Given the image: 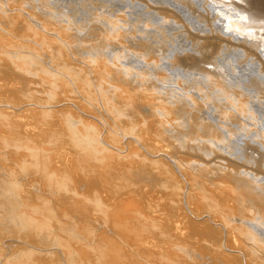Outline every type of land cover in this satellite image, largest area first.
<instances>
[{"label": "rangeland", "instance_id": "rangeland-1", "mask_svg": "<svg viewBox=\"0 0 264 264\" xmlns=\"http://www.w3.org/2000/svg\"><path fill=\"white\" fill-rule=\"evenodd\" d=\"M30 1L0 0V264H264V235L247 232L264 227V138L238 107L247 99L254 118L264 85H253L245 55L226 59L233 77L215 71L230 45L206 40L215 16L183 2L200 30L156 10L166 30L148 14L138 20L132 2L117 12L114 0ZM131 1L140 12L156 5ZM127 56L146 74L127 69ZM220 84L231 90L225 99L214 94Z\"/></svg>", "mask_w": 264, "mask_h": 264}, {"label": "bare ground", "instance_id": "bare-ground-1", "mask_svg": "<svg viewBox=\"0 0 264 264\" xmlns=\"http://www.w3.org/2000/svg\"><path fill=\"white\" fill-rule=\"evenodd\" d=\"M32 1V0H31ZM30 1V2H31ZM37 1V0H36ZM41 1V0H40ZM51 1V0H50ZM76 1V2H75ZM148 1H150V0H148ZM181 1V3H179ZM115 2V3H114ZM114 2H112V4L113 5H115V6H117L115 9L113 8V10H118L120 7L122 8H124L128 3H130L131 4V2L134 4V7H135V9L136 10H138V12H139V17H137L138 18V20H139V18H141L142 16H144V15H150V16H153V17H151V21L153 22H155V23H157V26H161V25H163V26H165V28L164 29H166V30H168L169 29V27H170V21H169V23H167L166 22V20H165V18H164V16L162 17V16H159L158 14H157V11H158V13H161V14H165V15H167V16H174L175 17V20H176V18L179 20V18L181 19H183V21H184V19H186L188 22H194V24H192V27H194V28H196V29H200V30H202V27H201V25L203 24H201V23H199V22H197V20H196V18H194L192 15H190L188 12L189 11H187L186 9H185V7L186 6H184L183 5V2L185 3V5H187V6H189V9H191V10H193V12H195V14L196 13H198V16H200V17H202V18H207L208 19V21H210V17L212 16V15H214L215 16V18H216V24L215 25H213V24H211V23H209V31H211L212 32V34H210V36H206L205 38H206V40H208L211 44H213V45H216V47H217V49L216 50H218V45L219 44H222V43H229L230 45L232 44V42H233V44L230 46V45H228V46H225V47H227L229 50L228 51H223V49L220 51V53H222V56L220 57V59L218 60V59H216V60H218L219 61V63L217 64V62H216V64L217 65H215V63H213L214 65H215V71L216 70H219V71H221L224 75H225V77H233L232 76V71H234L235 70V68H236V64L235 63H231L232 61H230V60H228V62L227 63H225V61H226V59L228 58V57H237V55L239 56V55H245V59H249L250 61H252V63H251V65L250 66H254L255 65V68L253 67V74L257 77H255V76H253V82H254V84L253 85H256L257 87H258V85H260V84H263L264 85V0H154V2H156V5H150V6H152V9L153 10H151V11H144V12H140L141 10H140V7L143 5L142 3L141 4H139L140 2H133V1H131V0H120V1H117V0H114ZM143 2V1H142ZM157 2L159 3V4H161L162 3V5H157ZM63 3V2H62ZM242 3H244V4H242ZM65 4H66V6H70V8H71V6H72V4L73 5H75V4H79V1L78 0H65ZM201 4H204V6L203 7H201ZM166 5H168V6H166ZM195 5H197V6H195ZM60 6V5H59ZM63 6V5H62ZM65 6V5H64ZM76 6V5H75ZM114 6V7H115ZM170 6V7H169ZM174 7V8H172V7ZM106 7V6H105ZM236 7H239L240 9H237ZM247 7H249V8H247ZM70 8H68V9H70ZM188 8V7H187ZM151 9V8H150ZM67 10V9H66ZM97 10V9H96ZM116 10V11H117ZM122 10V9H121ZM127 10H129V9H127ZM156 12H155V11ZM69 11H71V10H69ZM110 11H112V10H110ZM112 12H115V11H112ZM117 12H119V11H117ZM79 13V12H78ZM78 13H76V14H78ZM80 13H82V14H86V12H84L82 9H81V11H80ZM133 14V13H132ZM84 15H82V18H83V16ZM76 17V19H77V21L76 22H78V18H79V16L78 15H75ZM77 16H78V18H77ZM85 16H87V15H85ZM53 17H55L54 15H53ZM49 18H51V17H49ZM61 18V17H60ZM59 18V19H60ZM73 18V17H72ZM157 18V19H156ZM201 18V19H202ZM54 19V18H53ZM58 19V20H59ZM134 19V18H133ZM161 19V20H160ZM201 19H199V20H201ZM57 20V19H56ZM61 20V19H60ZM64 20V19H63ZM87 20V19H86ZM115 20V19H114ZM113 20V21H114ZM148 20V19H147ZM203 20V19H202ZM201 20V21H202ZM107 21V20H106ZM116 21V20H115ZM134 21V20H133ZM177 21V20H176ZM59 22V21H58ZM68 22V21H67ZM80 22V21H79ZM78 22V23H79ZM82 23L83 22H85V21H81ZM153 22V23H154ZM179 22V21H178ZM70 23V22H69ZM138 23H140L139 21H138ZM180 23H182V22H180ZM81 24V23H80ZM84 24V23H83ZM86 24V23H85ZM118 24H120V23H118ZM129 24H130V22H129ZM133 24V23H132ZM136 24H137V21H136ZM190 24V23H189ZM79 25V24H78ZM111 25V24H110ZM113 25V24H112ZM111 25V26H112ZM182 25H184L183 23H182ZM71 26V25H70ZM156 26V27H157ZM117 27V26H116ZM206 27V26H205ZM106 28V27H105ZM158 28V27H157ZM174 28V27H173ZM190 29H192V28H190ZM158 30V29H157ZM161 30H163L162 29V27H161ZM164 31V30H163ZM192 31H194V30H192ZM92 32H94L93 30H92ZM132 32V31H131ZM158 32V31H157ZM162 32V31H161ZM165 32H167V31H165ZM169 32V31H168ZM203 32V31H202ZM201 32V33H202ZM127 33V32H126ZM200 33V34H201ZM96 35V34H95ZM191 35V34H190ZM122 36H124V35H122ZM164 36H165V33H164ZM167 36V35H166ZM200 36V35H199ZM97 37H98V35H97ZM195 37V36H194ZM96 38V37H95ZM130 38V37H129ZM164 38V37H163ZM150 39V38H149ZM165 40H166V38H164ZM164 39H163V41H164ZM94 40V39H93ZM99 40V39H98ZM148 40V39H147ZM157 41H159V43L161 44V45H164V44H166L165 42H163V41H161L160 42V40H159V38L158 39H156ZM96 41V40H95ZM100 41V40H99ZM104 41L105 40H103V43H104ZM171 41V40H170ZM78 42V41H77ZM101 44H102V38H101ZM100 42L99 43H97L98 45L97 46H99V44H100ZM152 42V41H151ZM154 42L157 44L158 42H156L155 40H154ZM154 42H153V44H154ZM164 43V44H163ZM100 44V48L102 47V45ZM106 44V43H105ZM148 44V43H147ZM171 44V43H170ZM107 46H108V48L109 49H111L112 47H114L113 45L110 47L108 44H106ZM105 45V46H106ZM111 45V44H110ZM161 45H159V47L161 46ZM104 45H103V47H105ZM106 46V47H107ZM144 46V45H143ZM155 46V45H154ZM167 46H170V45H167ZM102 47V48H103ZM106 47H105V49H106ZM117 47V46H116ZM115 47V48H116ZM157 47H158V44H157ZM166 47V46H165ZM164 47V48H165ZM225 47H223V48H225ZM161 48H163V47H161ZM160 48V49H161ZM104 49V48H103ZM156 49V48H155ZM159 50V49H158ZM154 52H155V50H153ZM160 51V50H159ZM143 52V51H142ZM123 53V52H122ZM164 53H166V52H164ZM168 53V52H167ZM218 53V52H217ZM147 54V53H146ZM216 55H220V54H216ZM124 56H125V54H124ZM142 56V55H141ZM223 56H224V60H222L223 59ZM178 57V56H177ZM176 57V58H177ZM180 57V56H179ZM178 57V58H179ZM216 57V56H215ZM241 58V57H240ZM233 59V58H232ZM235 59V58H234ZM158 60V59H157ZM215 60V61H216ZM123 63H124V65L126 66V68L127 69H129L130 70V68H131V70L134 68H136L135 70H137V69H139L140 68V64H138L137 62H135L132 58H130V57H125L124 59H123ZM224 61V62H223ZM213 62H214V60H213ZM234 62V61H233ZM130 64L129 66H127L128 64ZM153 63V62H152ZM154 63H155V61H154ZM231 63V64H230ZM157 64V63H156ZM245 64H247V63H245ZM249 64V63H248ZM139 67V68H138ZM142 68H143V66H141ZM157 67H160V64L159 65H157ZM216 68H219V69H216ZM145 69V68H144ZM139 70H141V69H139ZM144 70H141L140 72L142 73ZM156 71V70H155ZM204 71V70H203ZM214 71V72H215ZM180 72H182V71H180ZM179 72V73H180ZM191 72V70L189 71V73ZM205 72V71H204ZM207 72V71H206ZM205 72V73H206ZM132 73V72H131ZM208 73H209V71H208ZM210 73H211V71H210ZM207 74V75H205V77H203V81H201L200 83L201 84H203L202 82H205L206 80H208L209 78V76L208 75H210L211 76V74ZM219 73V72H218ZM222 73H220V74H222ZM116 74V73H115ZM134 73H132V75H133ZM146 73H145V71H144V75H145ZM157 74V73H156ZM182 75L181 76H187V77H189V75L190 74H183V73H181ZM204 74V73H203ZM128 75H130L129 76V78H131L132 76H131V74H128ZM143 75V74H142ZM159 75V74H158ZM162 75H164V74H162ZM162 75H159V77L161 76L162 77ZM197 75H199V74H197ZM201 75V74H200ZM213 75V74H212ZM126 76V75H125ZM121 76L122 78H127L128 76ZM134 76H135V74H134ZM191 76V75H190ZM138 77V76H137ZM137 77H135V78H137ZM151 77V76H150ZM156 77H157V75H156ZM156 77H155V79H156ZM202 77H201V80H202ZM218 77H219V80H221L220 79V75H218ZM223 76H221V78H222ZM143 78V77H142ZM149 78V77H148ZM183 78V77H182ZM190 78H192V77H190ZM211 78V77H210ZM212 78H214V77H212ZM224 78V77H223ZM123 79V80H124ZM132 79H134V78H131V79H129L130 80V83H131V80ZM143 79H145V78H143ZM142 79V80H143ZM147 79V78H146ZM145 79V80H146ZM193 79V78H192ZM197 78H195V80H196ZM225 79V78H224ZM126 80V79H125ZM144 80V81H145ZM149 80V79H148ZM179 80H183V82H185V77L183 78V79H179ZM194 80V79H193ZM194 80V81H195ZM210 80V79H209ZM209 80H208V82H209ZM212 80V79H211ZM215 80H217V78L215 77ZM223 80V79H222ZM226 80V79H225ZM147 81V80H146ZM153 81H154V79H153ZM198 81V80H197ZM224 81V80H223ZM213 82H214V79H213ZM226 82V81H225ZM228 82V84L230 85V88L233 86V84L232 83H230L229 81H227ZM226 82V83H227ZM236 82V79L234 80V83ZM239 82V81H238ZM134 83V82H133ZM147 83V82H146ZM145 83V84H146ZM149 83V82H148ZM151 83L153 84L154 82H152L151 81ZM210 83V82H209ZM208 83V84H209ZM216 83V82H215ZM214 83V84H215ZM220 82H218L217 84H219ZM136 84V83H135ZM154 84H156V82L154 83ZM158 84V83H157ZM157 84H156V86H157ZM182 84V83H181ZM199 84V83H198ZM205 84V83H204ZM213 84V85H214ZM222 84H224V82L222 83ZM225 85H227V84H225ZM146 86V85H145ZM152 86V85H151ZM155 86V89L157 88ZM196 86H198L197 85V83H196ZM201 86H203V85H201ZM200 86V87H201ZM206 86H207V84H206ZM210 86H212V84H210L208 87H210ZM216 86V85H215ZM243 86V85H242ZM149 87H150V84H149ZM153 87H154V85H153ZM199 87V86H198ZM197 87V88H198ZM199 87V88H200ZM207 87V88H208ZM224 87V86H223ZM223 87H221V84H220V88H217V89H215V91L216 92H214V94H216L217 93V96H219L220 95V97L221 96H223L224 97V99H225V96H227V94L228 93H225V92H227L230 88H229V86L227 87V88H229V89H227V91H225L226 89H224ZM226 87V86H225ZM260 88L262 87V88H264L262 85L261 86H259ZM160 88V87H159ZM164 87H162V89H163ZM196 88V89H197ZM203 88V87H202ZM202 88H200L201 90H202ZM212 88L214 89V86H212ZM212 88H210V90H212ZM242 88V87H241ZM246 88V87H245ZM161 89V88H160ZM165 89V88H164ZM168 90H170L169 88H167ZM156 90H158L159 91V89L157 88ZM156 90L154 91V92H156ZM198 90V89H197ZM200 90V91H201ZM209 90V89H208ZM218 90V91H217ZM231 90H233V87H232V89ZM231 90H229V92L231 91ZM157 91V92H158ZM164 91H166V90H164ZM171 91V90H170ZM199 91V90H198ZM204 91H206V90H204ZM167 92H169V91H167ZM172 92H173V90H172ZM203 91H201V93H202ZM206 92H208V91H206ZM206 92H204V94L203 95H205V93ZM262 92H263V89H262ZM261 92V93H262ZM178 94H179V91L177 92ZM209 93V92H208ZM264 93V92H263ZM176 94V93H175ZM201 94V95H202ZM209 94H211V93H209ZM219 94V95H218ZM160 95V94H159ZM158 95V96H159ZM198 95V94H197ZM206 95H208V94H206ZM229 95V94H228ZM263 95V94H262ZM157 96V95H156ZM161 96H163V95H161ZM215 96V95H214ZM230 96V95H229ZM184 97V96H183ZM207 97V96H206ZM209 97V96H208ZM223 97H222V99H223ZM228 97V96H227ZM232 97V96H231ZM246 97V96H245ZM264 97V96H263ZM156 98V97H155ZM185 98V97H184ZM187 98V97H186ZM185 98V99H186ZM219 97H217L216 99H218ZM244 98V97H243ZM248 98V97H247ZM251 98V99H250ZM258 97H256L255 99H257ZM157 99V98H156ZM203 99H205V97L203 98ZM213 99H214V97H213ZM233 99V98H232ZM255 99H253V96L251 95L249 98H248V102L249 103H251V102H254L255 101ZM263 99V98H262ZM262 99H260V95H259V98H258V102L260 103V105H262V106H264V100H262ZM173 100V99H172ZM210 101H211V99H209ZM230 100V99H229ZM235 100V99H234ZM240 100H242V98L240 99ZM167 101V100H166ZM183 101V100H182ZM182 101H180V103L182 102ZM188 101V100H187ZM186 101V102H187ZM217 101V100H216ZM228 101V100H227ZM239 101V100H238ZM165 102V101H164ZM171 102V101H170ZM184 102H185V100H184ZM185 102V103H186ZM202 102V101H201ZM212 102V101H211ZM219 102H221V100L219 101ZM225 102V101H224ZM229 102V101H228ZM184 103V104H185ZM207 103H209V101L207 102ZM213 104L214 103H216L214 100H213V102H212ZM231 103V102H230ZM257 103V102H256ZM189 104V103H188ZM198 104V103H197ZM196 104V105H197ZM200 104V103H199ZM198 104V105H199ZM205 104V103H204ZM203 104V105H204ZM212 104V105H213ZM223 104V103H222ZM226 104V103H225ZM229 104V103H228ZM238 104V103H237ZM166 105V104H165ZM174 105V104H173ZM179 105V106H178ZM177 105V107L179 108L180 107V104H178ZM181 105L183 106V103H181ZM186 105V104H185ZM195 105V104H194ZM210 105V104H209ZM218 105V104H217ZM217 105H214V106H217ZM230 105V104H229ZM232 105H233V103H232ZM214 106H213V108H214ZM226 106V105H225ZM176 107V106H175ZM174 107V108H175ZM185 107V106H184ZM197 106H195V108H196ZM200 107V106H199ZM204 107H206V105H204ZM219 107V106H218ZM227 107V106H226ZM233 107H236V106H233ZM232 107V108H233ZM238 107H239V111L241 112V113H244V114H241L242 115V117H244V118H247V120L249 121V122H253L254 123V127L256 128H254L255 129V132L254 133H259V134H262V136H263V138H264V109L263 110H259V111H257V113L254 115V118H249V117H245V114L246 113H249V114H251V111H249V110H247L250 106H248L247 105V99H243L242 101H240V103H239V105H238ZM188 108V107H187ZM192 108V107H191ZM194 108V109H195ZM198 108V107H197ZM209 108H211V107H209ZM212 108V109H213ZM216 108V107H215ZM184 109V108H183ZM201 109V108H200ZM196 110V112H198V111H201V110ZM202 109H203V107H202ZM177 110V112L178 111H180L181 110V108L178 110V109H176L175 108V111ZM185 110H187V109H185ZM183 111V114H182V111L180 112L181 113V115L182 116H184L185 117V115L187 116V113H185V115H184V112H186V111ZM190 110V109H189ZM193 110V109H192ZM204 110H205V108H204ZM235 111V110H234ZM189 112V111H188ZM194 112H195V110H194ZM193 112V113H194ZM195 112V113H196ZM231 112V111H230ZM179 113V114H180ZM198 113H200V112H198ZM167 114V113H166ZM191 114H192V112H191ZM190 114V115H191ZM205 114H206V112H205ZM224 114V113H223ZM222 114V115H223ZM193 115H196V114H193ZM200 115V116H199ZM199 115H197V117L199 116V117H201V115L202 114H199ZM204 115V114H203ZM210 115V114H209ZM226 115V113L223 115V116H225ZM239 115H240V113H239ZM257 115H258V117L259 118H261L260 119V122L258 123V120H256V117H257ZM207 116V115H206ZM232 118H233V116L232 115H230ZM238 116V115H237ZM180 117V116H179ZM178 117V118H179ZM198 117V118H199ZM213 117H215L214 115H213ZM226 117V116H225ZM235 118H236V116H234ZM240 118H241V116H239ZM177 118V119H178ZM188 118H189V116H188ZM190 118H191V116H190ZM194 118H196V117H194ZM193 118V119H194ZM197 118V119H198ZM223 118V117H222ZM235 118H233L232 120H233V122L235 121ZM181 119V118H180ZM200 119V118H199ZM209 119V117L207 116V120ZM221 119V118H220ZM237 119V118H236ZM185 120V119H184ZM204 120H205V118H204ZM203 116H202V123H203ZM223 120V119H222ZM187 121V120H186ZM195 121V120H194ZM197 121V120H196ZM200 121V120H199ZM211 121V120H210ZM217 121V120H216ZM179 122V121H178ZM184 122V121H183ZM188 122V121H187ZM199 123L200 124V126H201V124L202 123ZM219 122V121H218ZM236 122V121H235ZM239 122V121H238ZM240 122H242V127L241 128H245V130L247 129L246 128V124L247 123H245L246 121L244 120V121H240ZM239 122V123H240ZM177 123V122H176ZM195 123V122H194ZM194 123H192V124H194ZM198 122H196L195 124H197ZM204 123L206 124V120L204 121ZM207 123H208V126L209 125H211L212 126V124H210L209 123V121H207ZM215 123H217V122H215ZM214 123V124H215ZM220 123V122H219ZM238 123V124H239ZM245 123V124H244ZM179 124H183V126L185 125V123H181V121H180V123ZM194 124V125H195ZM218 124V123H217ZM246 125V126H244V125ZM187 125H188V123H187ZM190 125V124H189ZM198 125V124H197ZM207 125V124H206ZM190 126H192V125H190ZM196 126V125H195ZM195 126L194 127H192L193 129L195 128ZM203 126H205L204 124H203ZM239 126V128H238V130L240 129V125H238ZM185 127V126H184ZM187 127V126H186ZM207 127V126H206ZM210 127V126H209ZM213 127V129L215 128L216 129V127H214V126H212ZM219 127H220V125H219ZM222 127V126H221ZM220 127V128H221ZM228 127H230V126H228ZM197 128V127H196ZM195 128V129H196ZM200 128V127H199ZM202 128V127H201ZM204 128L205 127H203V130H204ZM226 127H225V125H224V128L223 129H225ZM231 128V127H230ZM190 129V128H189ZM195 129H194V131H195ZM206 129V128H205ZM212 129V128H211ZM210 129V130H211ZM214 129V130H215ZM227 129V128H226ZM233 129V128H232ZM231 129V130H232ZM254 129H252V130H254ZM202 130V129H201ZM200 130V131H201ZM207 131L209 130V128L208 129H206ZM209 130V132H211ZM220 130V129H219ZM222 130V129H221ZM228 130V129H227ZM244 129H242V131H243ZM249 130V129H248ZM251 130V129H250ZM206 131V132H207ZM213 131V130H212ZM224 131V130H223ZM226 131V130H225ZM224 131V132H225ZM235 131V130H234ZM233 131V132H234ZM193 132V131H192ZM202 132V131H201ZM204 132V131H203ZM233 132H232V134H233ZM239 132V131H238ZM237 132V133H238ZM249 132V131H248ZM253 132V131H252ZM175 133V132H174ZM196 133V132H195ZM205 133V132H204ZM228 133L230 134V130H228ZM236 133V134H237ZM176 134V133H175ZM187 134V133H186ZM204 135H206V134H204ZM225 134H223V136H224ZM226 135H228V134H226ZM225 135V137H227ZM234 136H231L230 138H229V149L231 148V149H233V151H237V149L235 148V147H233L231 144L232 143H236L237 144V137H236V135L235 134H233ZM238 135V134H237ZM241 135H242V133H241ZM249 135V134H248ZM251 135V134H250ZM253 135H255V134H253ZM197 136V135H196ZM213 136V135H212ZM221 135L219 134V137H220ZM222 136V137H223ZM240 136V135H239ZM260 136V135H259ZM182 137V136H181ZM200 137V136H199ZM206 137V136H205ZM221 137V138H222ZM229 137V136H228ZM255 136H253V138H254ZM240 138V137H239ZM186 139V138H185ZM196 139V138H195ZM200 139V138H199ZM198 139V140H199ZM225 139V138H224ZM203 140H205V139H203ZM202 140V141H203ZM210 140V139H209ZM227 140H226V142H227ZM264 140V139H263ZM212 141V140H211ZM215 141V140H214ZM221 141V140H220ZM250 141V140H249ZM189 142V141H188ZM213 142V141H212ZM218 142V141H217ZM251 142V141H250ZM258 142V141H257ZM256 142V144H254V146L256 145L257 146V143ZM260 142V141H259ZM215 143V142H214ZM213 143V144H214ZM219 144V143H218ZM217 144V145H218ZM224 144H225V142H224ZM223 144V145H224ZM250 144V143H249ZM262 144V143H261ZM264 144V143H263ZM201 145H203V144H201ZM206 145V144H205ZM207 145H208V143H207ZM221 145V144H220ZM209 146V145H208ZM207 146V147H208ZM225 146V145H224ZM224 146H222V147H224ZM253 146V147H254ZM258 146H259V144H258ZM257 146V147H258ZM264 146V145H263ZM195 147V146H194ZM204 146H202V148H203ZM257 147H255V148H257ZM260 147H262V146H260ZM200 148H201V146H200ZM213 148V147H212ZM217 148V147H216ZM221 148V147H220ZM214 149V148H213ZM230 149V150H231ZM207 150H208V148H207ZM210 150V149H209ZM208 150V151H209ZM223 150V149H222ZM221 150V151H222ZM225 150H227V148L225 147ZM213 151H215V150H213ZM220 151V152H221ZM224 151V150H223ZM222 151V152H223ZM228 151V150H227ZM261 151H262V149H261ZM210 152V151H209ZM212 152V151H211ZM219 152V151H218ZM259 152V151H258ZM264 152V151H263ZM203 153V152H202ZM214 153V152H213ZM225 153V152H224ZM223 153V154H224ZM230 153V152H229ZM215 154V153H214ZM219 155L221 154V153H218ZM228 154V153H227ZM230 154H232V153H230ZM230 154H229V156H230ZM203 155V154H202ZM234 156V155H233ZM242 156V155H241ZM231 203L229 202V204H226V207L227 208H229V205H230ZM249 223V222H248ZM259 223V222H258ZM250 224V223H249ZM255 224V223H254ZM253 224V225H254ZM253 225H251V226H253ZM256 225H258L257 223H256ZM260 225H261V222H260ZM199 226H202L201 224H196V226H193V231H195V232H197V231H201V230H203L204 228H202V227H199ZM259 226V225H258ZM261 227V226H260ZM260 227H256L255 225H254V227L252 228V229H254L253 231H249V230H252V229H247V232H248V234L249 235H251V237H252V235H254V234H256L257 236H259V237H261V238H263L262 236L264 235L263 233H264V227L263 228H260ZM199 233V232H198ZM208 233L211 235V237L212 238H214V240L215 241H217V239H219V237H220V235H219V233H218V231L216 230V229H214V228H209V231H208ZM262 234V235H261ZM253 237H255V236H253ZM258 237V238H259ZM251 239V238H250ZM260 240V239H259ZM261 247V246H260Z\"/></svg>", "mask_w": 264, "mask_h": 264}]
</instances>
